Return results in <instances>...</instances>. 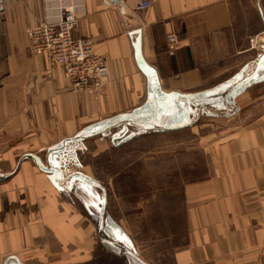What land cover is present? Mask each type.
<instances>
[{
    "label": "crops",
    "instance_id": "0c3cea01",
    "mask_svg": "<svg viewBox=\"0 0 264 264\" xmlns=\"http://www.w3.org/2000/svg\"><path fill=\"white\" fill-rule=\"evenodd\" d=\"M140 1L3 0L0 264H145L124 221L110 213L94 161L109 144L194 128L205 172L184 184L185 238L166 264H264L262 1L151 0L136 11ZM61 7H74L76 35L92 39L108 65L100 89L78 90L31 46L29 30ZM172 32L175 50L167 46ZM246 66L243 78H251L236 97L229 95L236 81L200 96ZM157 92L199 95L191 124L174 129L169 115L157 121L150 101Z\"/></svg>",
    "mask_w": 264,
    "mask_h": 264
},
{
    "label": "rangeland",
    "instance_id": "374dc122",
    "mask_svg": "<svg viewBox=\"0 0 264 264\" xmlns=\"http://www.w3.org/2000/svg\"><path fill=\"white\" fill-rule=\"evenodd\" d=\"M197 132L194 128L196 134H155L156 140L142 136L117 148L109 144L110 150L94 161V178L107 190L110 213L124 221L145 264H166L174 247L184 241V184L204 174L207 161L197 152ZM180 137L186 141L180 143Z\"/></svg>",
    "mask_w": 264,
    "mask_h": 264
},
{
    "label": "built area",
    "instance_id": "2783aa9c",
    "mask_svg": "<svg viewBox=\"0 0 264 264\" xmlns=\"http://www.w3.org/2000/svg\"><path fill=\"white\" fill-rule=\"evenodd\" d=\"M151 0H141L136 11L151 8ZM4 11L3 0H0V13ZM79 19L74 7H61L56 19L29 30L31 46L36 53L45 54L53 65L63 68L66 78L78 90H97L103 87L109 76V68L104 58L96 53L92 39L79 37L76 31ZM258 39H252L256 47ZM169 50L179 47L176 33L167 35Z\"/></svg>",
    "mask_w": 264,
    "mask_h": 264
},
{
    "label": "water",
    "instance_id": "95a60500",
    "mask_svg": "<svg viewBox=\"0 0 264 264\" xmlns=\"http://www.w3.org/2000/svg\"><path fill=\"white\" fill-rule=\"evenodd\" d=\"M112 3H117L118 0H110ZM264 51V45L262 46ZM264 60V56L260 59L258 66H260ZM248 66H246L240 73H238L234 79L230 80L228 83L218 87L214 91H209L206 93H202L200 96H206L211 97V95L221 93L225 91L229 86L236 81L238 85L230 92L231 97H236L240 91L243 89V85L247 83V81L250 80L251 77L244 79L243 76L248 70ZM260 67H258L259 71ZM199 95L196 94H186V95H176L173 93L170 94H163L161 92L157 93H150V101L155 102V110L156 115L155 119L157 121L160 120L161 117L169 115L170 117V123L175 129L176 127L180 126H189L191 124L190 122V116H193L195 114V111H197L196 107L193 106V103L198 104L199 101L197 100ZM228 96V94H227ZM186 123V125H184ZM127 138L124 137L123 140L125 141Z\"/></svg>",
    "mask_w": 264,
    "mask_h": 264
}]
</instances>
